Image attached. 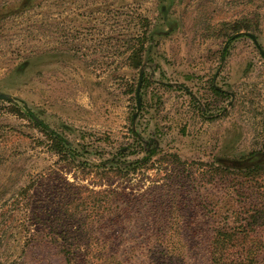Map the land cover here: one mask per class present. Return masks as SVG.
Wrapping results in <instances>:
<instances>
[{
  "label": "rangeland",
  "instance_id": "obj_1",
  "mask_svg": "<svg viewBox=\"0 0 264 264\" xmlns=\"http://www.w3.org/2000/svg\"><path fill=\"white\" fill-rule=\"evenodd\" d=\"M261 51L264 0H0V94L80 145L0 101V264H264Z\"/></svg>",
  "mask_w": 264,
  "mask_h": 264
},
{
  "label": "trees",
  "instance_id": "obj_2",
  "mask_svg": "<svg viewBox=\"0 0 264 264\" xmlns=\"http://www.w3.org/2000/svg\"><path fill=\"white\" fill-rule=\"evenodd\" d=\"M234 29L235 31L233 35L240 32L239 27H234ZM233 35H230L227 37V47L224 50L225 54L228 53L229 46L232 44V42L236 38ZM139 38H140L139 43L132 46L131 54H130V64L134 69H139L141 67L142 60H143L142 55L145 51L144 38H146V34H142ZM261 55L264 57L263 51H261ZM5 102L11 105L10 110L14 115L26 118L33 125L35 129L40 131L44 136H46L51 141V150L55 155L59 156L61 160H65L66 162H68L69 165L76 163L75 160H77V156H79L78 147H80V145L74 146V144H72L66 137H64L62 134L58 133L57 131L53 130L49 125H47L43 120H41L23 101H17L16 99H13L12 97L7 96V99L5 100ZM173 158L175 159L176 162H180V159L176 155H173ZM197 166H198L197 170H199V168L202 169V168L207 167V165H205L204 163H199L197 164ZM259 168L260 167H251V168L246 167V170L250 171L249 173V176H250L258 172L260 170ZM211 169L217 172V173H214L215 175H218L219 172H224L220 167L211 166ZM207 173L211 175V173L213 172L207 171ZM92 194L94 193L92 192ZM114 194H117V193L115 192ZM71 203L73 202L69 201L67 206L71 207L70 206ZM148 212L149 211L147 212L145 211L144 214L146 215ZM128 214L129 213L126 214V210H124L123 214L119 216L121 219L120 218L117 219L119 220V222L117 221L118 227L126 223H127L126 228L134 227L131 221L132 217ZM240 226L241 228L245 227V225H242V224ZM144 229L146 230V232L153 231L155 233L156 225L147 224L144 227ZM235 230H239V229H235ZM235 232H238V231H235ZM86 233L88 234L89 230H87ZM228 234L229 233H226L225 231H221L220 228L217 231L218 238H223V239H220L221 242L228 240L224 238L231 237V235H228ZM65 254H66L67 263L73 264L72 259H71L72 257H70L68 253H65ZM242 264H249V263H246V261H243Z\"/></svg>",
  "mask_w": 264,
  "mask_h": 264
},
{
  "label": "water",
  "instance_id": "obj_3",
  "mask_svg": "<svg viewBox=\"0 0 264 264\" xmlns=\"http://www.w3.org/2000/svg\"><path fill=\"white\" fill-rule=\"evenodd\" d=\"M7 99V96L4 94H0V101H5Z\"/></svg>",
  "mask_w": 264,
  "mask_h": 264
}]
</instances>
